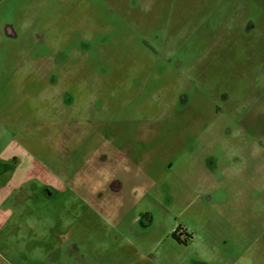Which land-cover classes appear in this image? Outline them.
<instances>
[{
	"label": "rangeland",
	"instance_id": "1",
	"mask_svg": "<svg viewBox=\"0 0 264 264\" xmlns=\"http://www.w3.org/2000/svg\"><path fill=\"white\" fill-rule=\"evenodd\" d=\"M0 264H264V0H0Z\"/></svg>",
	"mask_w": 264,
	"mask_h": 264
},
{
	"label": "flooded vegetation",
	"instance_id": "2",
	"mask_svg": "<svg viewBox=\"0 0 264 264\" xmlns=\"http://www.w3.org/2000/svg\"><path fill=\"white\" fill-rule=\"evenodd\" d=\"M172 237H173L174 239L176 238V240L179 241V240L177 239V237H176L174 234L172 235Z\"/></svg>",
	"mask_w": 264,
	"mask_h": 264
}]
</instances>
